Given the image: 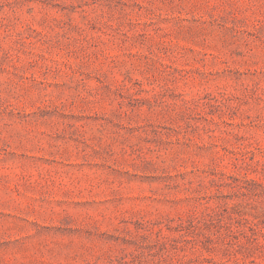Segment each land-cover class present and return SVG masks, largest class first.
Segmentation results:
<instances>
[{
	"label": "rangeland",
	"instance_id": "rangeland-1",
	"mask_svg": "<svg viewBox=\"0 0 264 264\" xmlns=\"http://www.w3.org/2000/svg\"><path fill=\"white\" fill-rule=\"evenodd\" d=\"M0 264H264V0H0Z\"/></svg>",
	"mask_w": 264,
	"mask_h": 264
}]
</instances>
